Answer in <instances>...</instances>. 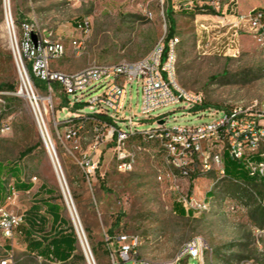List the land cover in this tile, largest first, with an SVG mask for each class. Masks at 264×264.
Listing matches in <instances>:
<instances>
[{"label":"rangeland","instance_id":"rangeland-1","mask_svg":"<svg viewBox=\"0 0 264 264\" xmlns=\"http://www.w3.org/2000/svg\"><path fill=\"white\" fill-rule=\"evenodd\" d=\"M264 8V0H9L8 12L13 23L19 27L29 22L40 28H50L64 35L70 34L74 20L88 16L91 30L84 50L75 54L70 48L52 63L53 69L64 73L78 71L89 64H115L121 60L128 62L144 58L154 45L166 37L168 23L166 11L172 10L175 24L174 36L178 38L175 47V69L177 82L184 88L201 92L203 108L230 109L233 107L251 108L254 111L264 105V45L257 43L249 34L241 33L240 52L232 57L220 50V40H212V33L219 32L216 25L221 19L230 25V15L239 16L253 9ZM197 21V22H196ZM203 21L210 26L209 46L202 40L196 47L197 24ZM4 25V2L0 0V85L12 84L14 91L0 95L8 114L12 115L11 130L0 135V165L3 168L18 166L25 181L31 180L33 188L21 193L11 204L7 199L9 184L13 180L2 174L3 190L0 195V208L8 212L22 213L26 217L28 208L35 201L56 198L62 205L63 216L73 226L70 212L62 191L42 146L40 135L27 100L17 95L21 81L6 36ZM224 38V37H223ZM68 46V41L66 40ZM23 63L26 65L24 58ZM29 75V74H28ZM30 83L47 102L48 129L56 144L61 170L71 197L77 218L83 229L87 245H97L99 260L92 254L94 264H111L107 257L105 235L134 234L142 241L138 248L141 258L154 263H170L180 246L198 236L204 242L201 260L189 258L179 264H264V254L258 251L251 231V225L264 228L258 215L252 212L262 208L252 191L264 198V185L254 183L238 160H232L241 175L228 178L250 183V190L231 180H225L211 187L216 196H228L240 201L247 211L226 217L217 210L196 215L178 216L173 211L174 197L165 184L155 179V167L162 165L158 153L141 154L130 173H118L114 169L109 146L103 149L101 162L95 179L88 184L76 160L79 151L86 149L88 140H82L80 150L69 154V143H61L54 118L62 120L74 111L69 100L64 102V94L58 87L52 92L45 84L30 77ZM24 92V88H22ZM140 92L138 86L131 85L125 100L126 111L141 118L139 111ZM152 115H165L168 125L196 123L204 121V116L192 115L177 106L162 107ZM152 120H142L137 129L151 126ZM91 124L85 122L81 134L90 138ZM147 147L152 149L150 144ZM30 150V151H27ZM25 154V155H24ZM211 174H201L197 170L188 181L190 189L203 196L210 188ZM44 185L46 190L37 192ZM51 191L53 194L47 196ZM252 190V191H251ZM74 229V227H73ZM26 241L18 228L12 239L0 236V259L12 254L14 264L23 263ZM82 251V248L77 243ZM42 263V260H38ZM87 264V262H86ZM128 264V263H126Z\"/></svg>","mask_w":264,"mask_h":264},{"label":"built area","instance_id":"built-area-1","mask_svg":"<svg viewBox=\"0 0 264 264\" xmlns=\"http://www.w3.org/2000/svg\"><path fill=\"white\" fill-rule=\"evenodd\" d=\"M71 1L78 3L82 0ZM230 16L233 18L230 25L221 19L220 24L215 26L219 29L218 32L227 26L225 31L217 36L212 33V40L223 39L220 42L222 52L236 57L240 52L241 33L249 34L257 43L264 45V9L255 8L244 15ZM4 21L8 26L5 8ZM9 21L12 28L9 43L13 58L19 76L22 78L23 73L28 82V88L24 87V94L21 93L20 86L17 95L27 100L50 164L58 181L61 178L65 185L69 201L64 191H61L79 244L82 242L80 235L83 236L85 246L87 241L66 187L55 141L48 129L46 104L49 100L32 88L29 75L43 82L49 94L54 88L53 84L57 83L60 91L69 100L70 108H75L62 120L55 117L54 123L62 129L58 133L61 143H69L66 147L69 154L80 150L82 140H88L86 149L79 151L76 160L88 184L95 179L106 146H109L114 169L118 173L133 171L141 154H150L153 157V153H158L162 157V165L155 167V179L167 186L185 216L217 210L223 216L233 217L247 211V207L240 201L228 196L214 195L211 187L231 180L241 187L251 189L250 183L228 178L225 155L238 160L247 175L255 180L254 183L264 182V105L254 111L250 110L252 107H233L226 110L203 108L202 93L186 89L177 82L176 36L168 40L162 38L147 56L136 61L121 60L115 64L93 63L78 71L64 73L53 69L52 63L61 58L68 48L75 54L84 50L91 30L88 16L74 20L70 26L72 32L68 35L50 28H40L29 22H22L16 27L10 11ZM210 29L211 27L203 21L197 24V48L205 37L207 40L203 46H209ZM32 34L36 36L35 44L32 42ZM134 83L140 92L141 118L133 115L130 108L128 111L125 108L128 86L130 90ZM5 93L0 92V95ZM2 103L4 101L0 97V135L11 130L12 122V115L7 113L6 106ZM168 106H177L187 113L204 116L207 119L196 123L168 125L167 116L152 115L158 109ZM150 119L152 120L150 127L137 129L142 120ZM85 122L91 124V135L88 139L87 135L81 134ZM146 144L153 148L150 149ZM195 170L213 176L210 188L202 197L196 195L194 187L190 189L188 183ZM9 187L7 199L12 204L19 194L13 189L12 183ZM252 194L259 204L264 205V198H259L254 191ZM23 222L24 214L0 208V236L3 238L12 239ZM250 227L256 248L264 254V228L255 225ZM104 242L111 264H159L139 256L138 248L142 241L138 235L106 234ZM87 249L92 255L88 245ZM203 249L202 238L195 236L180 246L170 263L164 264H179L189 258L200 261ZM6 254L7 256L0 259V264H14L12 254L8 251ZM248 263L240 261L238 264Z\"/></svg>","mask_w":264,"mask_h":264},{"label":"trees","instance_id":"trees-1","mask_svg":"<svg viewBox=\"0 0 264 264\" xmlns=\"http://www.w3.org/2000/svg\"><path fill=\"white\" fill-rule=\"evenodd\" d=\"M172 13V10L168 9L166 11L168 30L165 40L173 37L175 33ZM32 79L37 85V80L33 77ZM53 85L54 88L58 87L57 83ZM0 90L14 91V85L2 84L0 85ZM66 100L67 98L64 96V102ZM231 159L228 155H225L226 172L230 175H241L239 174L240 170L236 169L232 164V160L234 159ZM3 173H6L13 179L12 187L15 191H25L31 188L30 183L21 181V172L16 165L8 168H3L0 165V195L3 190ZM261 184L264 185V182H261ZM49 194H53V192L50 191ZM173 211L178 216H185L182 208L176 203H173ZM26 215L27 217L24 215V222L19 226V229L26 241L25 253L28 258L20 264H86L83 252L77 246L78 240L73 226L63 216V209L56 198L50 196L47 199L35 201L28 208ZM256 215L261 219V224L264 223V205H262V208L252 212V216ZM48 221L51 226L50 232L45 231V224ZM108 231L110 233L109 235H113L110 230ZM91 251L94 258L99 260L97 245L91 244ZM37 259L42 260V263H38Z\"/></svg>","mask_w":264,"mask_h":264},{"label":"bare ground","instance_id":"bare-ground-1","mask_svg":"<svg viewBox=\"0 0 264 264\" xmlns=\"http://www.w3.org/2000/svg\"><path fill=\"white\" fill-rule=\"evenodd\" d=\"M3 2H4V8H5L6 16H7V20H8V26H7V24H6L5 21H4L3 28H4V30H5L6 36H7L8 41H9V33H10V34L12 33V28H11L10 21H9V12H8L9 0H3ZM9 44H10V43H9ZM16 58H17V56H16ZM20 81H21V85H22V86H21V93L24 94L25 90H24V92H22V88H24V87L28 88V82H27L26 77L23 75V73H22V78L20 77ZM43 98H45L46 100H49L48 97H43ZM57 172H58V174H59V170H57ZM58 177H59V176H58ZM59 179H60V181H58V182H59L60 188H61V190L64 191V194L66 195V198H67V200L69 201V198H68V195H67V191H66L65 185H64L62 179H61V178H59ZM71 212H72V214H73V216H74V212H73L72 207H71ZM74 217H75V216H74ZM80 236H81L82 242H83L84 245H85V242H84L83 236H82V235H80Z\"/></svg>","mask_w":264,"mask_h":264},{"label":"crops","instance_id":"crops-1","mask_svg":"<svg viewBox=\"0 0 264 264\" xmlns=\"http://www.w3.org/2000/svg\"><path fill=\"white\" fill-rule=\"evenodd\" d=\"M237 1H239V0H237ZM246 1H248V0H246ZM263 9V8H262ZM18 167V166H17ZM19 168V167H18ZM20 169V168H19ZM21 172V171H20ZM20 179H21V181H23V182H25V183H30L31 184V188L30 189H28V190H25V191H18V194L20 195L21 193H28L32 188H33V183L31 182V180H29V181H25L24 179H23V177H22V174H21V177H20ZM13 180V179H12ZM42 190H46V188H45V186L44 185H41L40 187H39V190H37V192L38 193H40ZM194 191H195V189H194ZM46 192H50V191H46ZM195 194H196V191H195ZM197 195V194H196ZM47 196H50V194H47ZM199 196V195H198ZM58 202V201H57ZM59 203V202H58ZM33 204H34V202H33ZM60 204V203H59ZM61 205V204H60ZM61 207H62V205H61ZM32 221L34 222V220L32 219ZM50 230H51V226H50V222L48 221L46 224H45V231L46 232H50ZM25 248H26V245H25Z\"/></svg>","mask_w":264,"mask_h":264},{"label":"water","instance_id":"water-1","mask_svg":"<svg viewBox=\"0 0 264 264\" xmlns=\"http://www.w3.org/2000/svg\"><path fill=\"white\" fill-rule=\"evenodd\" d=\"M32 42L35 44L36 43V36L34 34H32ZM80 246L82 248V252L83 255L85 257V260L87 262V264H93V260H92V255H90L88 249H87V244L86 246L84 245V243L80 242Z\"/></svg>","mask_w":264,"mask_h":264}]
</instances>
